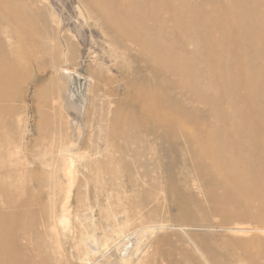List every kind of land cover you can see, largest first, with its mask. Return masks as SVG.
<instances>
[{
  "label": "rangeland",
  "instance_id": "rangeland-1",
  "mask_svg": "<svg viewBox=\"0 0 264 264\" xmlns=\"http://www.w3.org/2000/svg\"><path fill=\"white\" fill-rule=\"evenodd\" d=\"M5 1L0 64L9 83L0 88V237L16 233L20 248L36 253L29 240L42 230L54 264H113L126 241L134 251L129 264H264V196L254 206L229 200L217 208L201 184L183 187L188 195L173 201L138 176L135 155L164 135L237 137L230 116L223 134L209 105L195 98V77L164 71L156 57L147 65L146 44L154 54L156 41L127 42L113 24L92 18L83 0ZM200 1L208 0L194 2ZM130 4L131 11L138 8ZM230 8L236 17L244 13ZM169 12L149 13L136 24L148 23L156 38L169 33L190 52L193 46L180 42L189 18L176 22ZM162 17L176 31L161 30L156 20ZM10 58L13 67L6 65ZM260 58L264 63V51Z\"/></svg>",
  "mask_w": 264,
  "mask_h": 264
},
{
  "label": "bare ground",
  "instance_id": "bare-ground-1",
  "mask_svg": "<svg viewBox=\"0 0 264 264\" xmlns=\"http://www.w3.org/2000/svg\"><path fill=\"white\" fill-rule=\"evenodd\" d=\"M154 1L158 2V7H155ZM194 1L83 0V4L90 11L92 18L113 24L114 31L119 37L121 35L125 37L127 42L155 40L159 45L157 52L153 54L148 44L145 47L147 65L152 61L151 58L156 57L164 71L169 70L178 77L190 73L195 77L194 84L198 88L194 96L200 102L209 105L218 122L219 132L225 133L229 116L235 127L237 137L235 135L234 138L220 137L222 133L220 136L217 133L220 138H167V135H164V138L153 141L135 155L138 176L146 182L149 181L155 191L164 194L167 199L173 198V201L179 196L184 198L181 195L186 193L185 189L191 186H198L200 189L202 185L204 189L202 193L217 208H223L229 200L254 206L264 196V63L259 62L262 58L260 54L264 51V39L261 37L264 33V14L260 10L264 0H223L224 8L219 5L220 0H205L207 2L204 4L201 1L200 3ZM252 1L255 5L251 4ZM130 2L131 6L135 4L138 6L137 11H131L126 7ZM207 3L212 4L211 9L207 8ZM18 5L20 6V2ZM231 6L233 9L235 6L241 7L242 11L244 10L243 15L236 17L238 14L236 16L231 14ZM165 9L174 14L171 16L175 17L176 22L189 18L187 27L180 28L187 31L180 42L185 46L192 45L193 50L190 52L184 47V50H181L182 44L179 42L181 44L179 48L169 36L168 31L173 27L168 25L170 21L163 20L164 17L156 21L159 22L161 30L168 33L165 36L156 38L149 29L148 23H144V26L136 24L139 17L148 18L146 16L149 13L156 14V18L161 17ZM151 17L155 20V17ZM3 30L6 31L5 28ZM218 31L221 35L217 34ZM121 43L124 45L123 41ZM13 59L5 60L6 65L13 67L15 65ZM228 59L234 64L229 65ZM186 60L194 61L195 65L188 66ZM1 67L2 64H0V80H2L0 88L4 89L9 82L3 78ZM232 68H237L238 72L232 71ZM190 84L193 85L192 82ZM12 96V94L4 95L8 99H12ZM174 125L177 126L179 123L176 121ZM205 182L207 186L204 185ZM218 191H222L221 197L215 194ZM42 226L45 227L43 233H49L47 226ZM120 231L122 232L123 228ZM31 232H29L30 236ZM0 238L4 240H0V264H31L35 260L54 264L48 245L43 239L42 230L36 234L34 241L29 240L36 253L34 250V253L30 252L28 247L20 248L16 233L9 236L10 240ZM129 244L131 242L126 241L119 245L120 257L113 264H129L130 254L134 252L130 250ZM136 244L135 252L138 251L139 242L137 241ZM17 249L21 251L20 258L17 257ZM103 264L112 263L105 260Z\"/></svg>",
  "mask_w": 264,
  "mask_h": 264
}]
</instances>
